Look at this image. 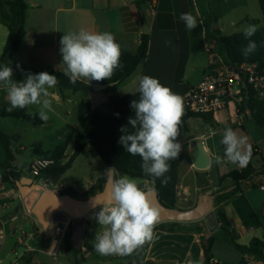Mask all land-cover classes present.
<instances>
[{"label": "crops", "instance_id": "0c3cea01", "mask_svg": "<svg viewBox=\"0 0 264 264\" xmlns=\"http://www.w3.org/2000/svg\"><path fill=\"white\" fill-rule=\"evenodd\" d=\"M26 2L30 9L25 35L19 50L10 56L9 64H21L37 70H55L64 73L66 65L62 62L60 40L64 34L69 32L78 33L81 30L92 33L110 32L114 35L116 42L121 45V49L133 54L138 51L144 22L147 23L151 36L145 64L118 87L111 88L107 92L93 90L89 94L63 90L58 86L49 89L48 99L51 100L52 111L49 113L48 121H53L56 125L58 123L59 126L55 128L48 141L36 142L42 145L43 151H53L64 141L67 134L65 127L76 128L78 126V118L76 123H69L68 119L74 115L75 111L77 115L80 103L89 102L94 109L102 110L108 105L109 98H115L121 108L134 111L130 105L133 100L139 99L140 94L137 89L143 75L157 78L162 85L171 88L174 93L184 99L191 89L202 80L212 62L208 45L215 43L216 46V41H211L208 36L206 15L212 13L217 16L215 0H145L140 6L131 0H26ZM223 5L226 12L232 16V26H238L247 18L258 19L264 26V0H223ZM189 12L197 17L198 22V27L191 31L180 20L182 13ZM245 24L251 25L249 23L243 25ZM214 28L215 31L221 30L220 26ZM0 30L5 37L2 42L4 48L8 29L1 21ZM20 81L23 80L17 82ZM83 81L92 86L98 83L95 80ZM3 104L8 108L10 106L5 86L0 84V107ZM27 109L31 114L37 113L36 106H30ZM229 118L233 119L236 116L230 117L229 115ZM249 118L252 119L251 110L244 115L243 124L239 127L245 130L244 120ZM205 120L216 121L217 117H208ZM47 122L41 125L33 124V126L44 127ZM1 125L2 122L0 128ZM206 139L207 136L200 135L195 141H192L191 138L180 153L177 196L178 206L181 210L195 208L199 201L203 200L205 194L215 196V192L219 190V184L213 185L208 180L212 152ZM197 141L203 142L209 152L210 167L207 170H197L193 165L191 150ZM89 147L75 160L72 167L62 175L57 183H53L47 176H42L43 180H48V187L61 194L70 190L73 194L71 196L82 199L80 195L87 193L101 177L105 176L107 179L109 173H105V171L110 167L104 165L99 170H94L92 164L87 166L88 170L80 181L66 179L67 173L74 168L79 158L89 150ZM73 152L74 141L71 140L66 151L67 157H70ZM255 154L257 156L260 154L257 148ZM256 155H252L251 163L259 169L264 162L262 165H255L253 157ZM38 157L41 156L35 154L29 164L21 168L16 165L15 157V167L20 178L33 177L28 167ZM67 160L63 162H67ZM4 161V150L0 147V168ZM182 166L184 168L181 173ZM236 169L241 171L244 168L240 169L236 165ZM119 176L115 171V178L117 179ZM40 179L35 180L40 183ZM204 179L207 186L202 187L199 182ZM263 184L264 175L258 176L253 181L247 182L246 189L241 190L224 205L228 223L235 232L236 242L241 246H249L253 239H264V190L260 188ZM141 188L146 191L154 186L145 182ZM1 193L0 264H44L40 255H51L50 251L55 241L54 237L50 240L44 237L45 231L32 213L41 193L33 192L32 194L36 195L35 200L26 204L23 201L25 198L20 195L15 186V181L13 183L5 181ZM16 200L20 201V205L9 217L5 216V211L12 209V202ZM217 209L214 199L215 212ZM198 222L197 226L202 228L199 233L187 232L186 229L180 230L178 227L175 232H171L172 227L165 224L172 222L162 223L165 228L154 229L151 242L145 243L127 256L111 255L115 258L105 259L97 251L87 252L83 247L78 254L79 257L74 252L64 251L65 242L58 248L57 255L63 252V256L70 261L73 260V264H111L113 261L122 259L133 264L139 262L142 264H186L187 260L204 261L202 244L207 242L212 232L208 229L205 221L199 220ZM60 224L55 222L51 226L55 227ZM53 227L50 228L54 231ZM100 231L102 228L96 220L86 223L83 245L85 243L94 245L95 236ZM31 239H38L36 246L27 244V241Z\"/></svg>", "mask_w": 264, "mask_h": 264}, {"label": "clouds", "instance_id": "9594fccd", "mask_svg": "<svg viewBox=\"0 0 264 264\" xmlns=\"http://www.w3.org/2000/svg\"><path fill=\"white\" fill-rule=\"evenodd\" d=\"M180 20L190 31L198 27L197 17L190 12L182 13ZM257 30L255 24L244 28V36L249 40L242 50L245 57L257 50V43L250 39ZM60 45L62 62L66 65L64 75L72 84L82 79H110L116 69L123 67L121 45L110 32H69L62 36ZM58 83V78L47 72L29 73L23 81L17 82L13 80L11 66H0V84L7 91L9 112L36 106L39 119L47 122L52 111L49 89ZM137 91L139 99L133 100L130 105L134 117H129L128 126L121 127L122 135L118 142L127 153L141 158L144 175L159 179L166 186L170 161L178 159L183 150L178 140L184 115L183 98L149 75L140 78ZM221 144L224 146V156L216 155L215 163L223 164L226 160L240 168L247 167L252 148L247 145L245 137L238 136L228 127L224 130ZM114 171L115 167H111L105 173ZM99 208L95 219L102 231L97 232L94 244L99 254L131 255L153 240L159 213L135 179L127 175L112 179L107 202ZM188 264L195 262L189 261Z\"/></svg>", "mask_w": 264, "mask_h": 264}, {"label": "trees", "instance_id": "16d2710c", "mask_svg": "<svg viewBox=\"0 0 264 264\" xmlns=\"http://www.w3.org/2000/svg\"><path fill=\"white\" fill-rule=\"evenodd\" d=\"M145 0H138L135 3L141 5ZM29 5L26 0H0V21L3 22L8 29V36L0 56V66L8 65L13 69V80H24L26 75L38 74L40 72H47L55 75L59 83L56 85L63 90H71L73 92L91 93L94 88L91 84L79 80L75 84L69 82L64 73L55 70H37L33 67L21 64H9L10 56L19 50L23 37L26 31V24L28 19ZM244 23L255 24L258 30L250 39L254 40L258 47L257 50L248 57L242 55L243 48L248 44L249 40L245 38L244 32L236 33L228 36H222L220 42L222 43L225 53V59L230 64L239 63H257L259 67H264V26L258 19H245L238 26ZM151 36L149 33H142L140 36V43L137 53L133 54L122 49L121 64L122 68L115 70L114 75L110 79L98 81V83H116L118 87L122 82L132 76L135 71L145 64ZM111 89V88H110ZM109 90V89H108ZM106 90L105 92H107ZM110 113L105 114L100 109H94L89 102L80 103L78 106L77 118L78 126L76 128L67 126V134L64 141L61 142L53 151H43L42 145L36 143L33 145V151L36 155L51 157L55 160V164L42 172L53 183H57L62 175L69 170L75 160L84 153L88 146H92L98 153L103 163L108 167H115V170L120 176L127 175L131 178H136L147 182L150 186H155L160 202L168 208L180 209L178 206L177 185H178V168L181 162V154L176 160L170 161L171 168L166 174L169 177L167 185H162L159 179L146 176L141 170L142 160L136 155L133 156L127 153L123 146L118 142L122 135L120 129L122 126H128L129 117H134V111L123 109L119 106L115 98H109L107 102ZM246 105L251 110L252 120L255 126L259 129L264 128V102L258 101L251 90ZM8 107L3 104L0 107V123L2 119L14 118L23 120L34 125H41L44 121L40 120L37 114L29 113L28 109H14L7 111ZM119 114L118 116L116 114ZM208 117L200 116L193 113H184L182 117V125L180 131H189V121L191 119ZM19 140L18 136H11L0 128V145L4 150L5 161L2 169L5 171V181L14 182L20 178V174L15 167V152L12 149L14 142ZM74 141V152L70 157H67L66 151L69 147V142ZM178 140L180 141L179 137ZM224 149V146H223ZM255 147L253 154H255ZM67 162H63L64 160ZM264 175V164L261 168H255L250 160V163L243 170H233L220 178L219 190L215 192V204L217 209V218L220 222V229L226 235V241L234 246L237 250L245 253L259 254L264 246L262 240L253 239L249 246H241L236 242V236L231 225L228 223L227 215L224 205L241 192V186L244 183L251 182L258 176ZM106 182V177H101L97 184L94 185L88 192V196L102 191ZM199 184L204 187L207 186L205 179L201 180ZM62 194L73 195L70 190L62 192ZM88 224V223H87ZM171 232H175L180 223L172 222ZM165 228L164 224L156 226L154 229ZM201 227H194L186 229L187 232H201ZM72 225L69 226L65 237L66 252L80 253L82 250L74 249L72 245ZM217 240L215 233L208 238L207 242L202 244L205 260L210 259V251ZM83 247L87 252H95L93 244L85 243ZM105 259H114L111 255H103ZM142 264V263H137Z\"/></svg>", "mask_w": 264, "mask_h": 264}, {"label": "rangeland", "instance_id": "374dc122", "mask_svg": "<svg viewBox=\"0 0 264 264\" xmlns=\"http://www.w3.org/2000/svg\"><path fill=\"white\" fill-rule=\"evenodd\" d=\"M217 16L209 13L206 15V24L208 27V36L210 40L216 41V53L220 55L222 58L225 57V53L223 50L222 43L220 42V38L222 36H228L236 33L244 32V28L247 26L246 24L243 26L231 25L232 16H230L223 5V0H215ZM216 26H220V31H215ZM5 37L3 36L0 30V56L2 52V42ZM105 113H110V108L107 105L102 109ZM216 121H207L203 118L191 119L189 121V131H180L179 139L182 143L183 147L188 143L189 140L193 137L194 134H198L200 136H207L206 143L211 149V169L209 171L208 180L213 185L219 184L220 176L229 173L230 171L236 169V164L228 162L225 160L223 164L215 163L216 155L224 156L223 145L221 144V140L223 137L224 130L228 127H231L238 136L245 137L247 140V145H250L252 148L256 147L260 154L253 157V162L255 165H262L264 162V128L259 129L255 126L253 120L251 118L245 119V130L237 126L239 118H229V114L227 111L220 112L216 114ZM2 125L1 129L4 130L9 135H18L20 138L17 142H14L12 145V149L15 152L16 157V165L21 168L25 167L29 164L31 158L35 156L33 151V145L36 142L48 141L52 136L55 128L59 126V124L54 123L53 121H48L47 125L44 127L41 126H33L29 122L23 120H17L14 118H5L1 120ZM69 123L77 122L76 111L74 115L68 119ZM45 141V142H46ZM1 147V146H0ZM2 148V147H1ZM23 148V149H22ZM94 170H99L100 167L104 166L102 159L98 155V153L94 150L93 147H89V150L85 152L83 156H81L74 166L72 170L67 173L66 179L70 181H80L82 177L85 176L88 168V165H91ZM184 166L181 168V173L183 171ZM119 176L118 178H120ZM117 178V179H118ZM131 178V177H130ZM137 181L140 187L144 186V181L133 178ZM246 183L242 184L241 190L246 189ZM82 199L88 198L87 193L80 195ZM36 195L29 194L25 197L24 203H31L35 200ZM13 208L5 211V216L12 214L17 207L20 205V201L16 200L12 202ZM201 221V220H200ZM204 221V220H203ZM93 222V221H92ZM91 223V222H89ZM198 221L191 222L190 224H180L178 229H191L197 227ZM168 227H172L170 223L165 224ZM55 236L54 231L49 228L45 231V238L48 240L53 239ZM215 236L217 240L215 241L211 251L210 258H214L222 264H240L243 259V253L237 250L234 246L229 244L226 241L225 233L219 229L215 232ZM38 239H31L27 241V244L30 246H36ZM21 250V247H20ZM65 251V250H64ZM63 252L58 254L56 257L47 254H41V258L44 264H73V260L63 256ZM76 253L75 255H78ZM79 256V255H78ZM80 257V256H79ZM111 264H133L124 259L113 261ZM195 264H205L204 261H196Z\"/></svg>", "mask_w": 264, "mask_h": 264}, {"label": "built area", "instance_id": "2783aa9c", "mask_svg": "<svg viewBox=\"0 0 264 264\" xmlns=\"http://www.w3.org/2000/svg\"><path fill=\"white\" fill-rule=\"evenodd\" d=\"M208 48L212 62L202 80L183 99L184 113L215 117L216 114L227 111L230 117L236 116L240 119L238 126H241L244 115L250 112V108L246 105L249 91L251 90L258 101L264 102V67H259L257 63L230 64L216 53L215 43L209 44ZM54 164L53 158L41 156L29 165L28 170L35 179L41 178V184L48 186V180L42 179V176L46 177L42 172ZM4 178L5 171L0 168V185L2 186L0 196L3 191ZM260 188L264 190V184ZM99 211L100 208L97 207L88 212L85 216L86 223L96 220L95 217ZM70 225H72L71 221L55 227L51 226L55 233V243L50 251L52 256H57V250L65 242ZM262 241L264 243V239ZM189 261L187 260L186 264ZM204 263L222 264L214 258L204 260ZM240 264H264V246L259 254H243Z\"/></svg>", "mask_w": 264, "mask_h": 264}, {"label": "water", "instance_id": "95a60500", "mask_svg": "<svg viewBox=\"0 0 264 264\" xmlns=\"http://www.w3.org/2000/svg\"><path fill=\"white\" fill-rule=\"evenodd\" d=\"M136 2L138 0H131ZM143 33H149L146 22L143 25ZM116 83H96L93 85L95 91H106L114 88ZM247 88L246 85H244ZM198 135L194 134L192 141L197 140ZM193 165L197 170H207L210 167V155L205 145L201 141H197L191 150ZM116 171V170H115ZM115 171L109 173L102 191L94 195L80 199L69 194H61L54 189L38 183L33 177H22L15 181L20 195L25 198L33 192L41 193L37 203L32 209L33 215L38 219L44 231L48 230L55 222L72 223V240L73 247L76 250L83 248L84 230L86 226V218L88 212L104 205L107 202L112 179L115 178ZM147 199L159 213V220L156 224L165 222H195L204 220L210 232L215 233L220 229V222L214 210L215 196L205 194L203 200L190 210H181L165 207L159 200L156 187L146 190Z\"/></svg>", "mask_w": 264, "mask_h": 264}]
</instances>
